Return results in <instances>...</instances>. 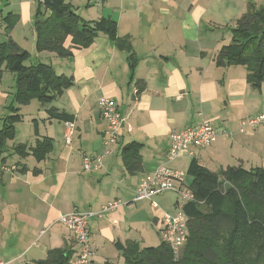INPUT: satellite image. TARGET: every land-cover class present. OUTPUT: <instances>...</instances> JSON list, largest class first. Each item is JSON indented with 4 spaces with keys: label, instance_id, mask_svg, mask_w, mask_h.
<instances>
[{
    "label": "crops",
    "instance_id": "1",
    "mask_svg": "<svg viewBox=\"0 0 264 264\" xmlns=\"http://www.w3.org/2000/svg\"><path fill=\"white\" fill-rule=\"evenodd\" d=\"M39 3L16 0L15 11L3 9L1 16L8 11L15 15L19 29L32 26ZM64 3L84 23L114 22L117 39L100 32L86 48L72 49V57L58 59L55 53L35 50V31L33 43L25 49L20 36L2 33V25L0 40L10 38L27 51L31 64L53 67L52 61H58L55 73L72 78V85L49 106L31 98L26 105L32 107L36 101L39 106L28 113L29 130H22L21 117L13 136L0 140V262L5 264H35L53 249L69 252L70 260L78 245L58 219L74 211H98L114 200L128 204L88 220L97 264H108L111 247L122 258L116 244L133 241L142 248L159 243L160 219L176 212V197L162 193L150 201L132 200L145 177L160 166L182 172L183 185H190L191 178L188 185L185 175L193 157L182 154L167 159L174 131L202 122L216 129V142L196 150L194 156L212 172L229 165L264 169V123L252 133L238 130L241 121L264 114V83L256 87L244 66L219 60L220 50L231 42L236 21L249 7L263 6L264 0ZM49 16L51 12L43 9L42 19ZM64 46L70 48L69 37ZM5 78L13 81L14 76L1 67L0 103L7 115V107L17 103L15 81L10 91ZM101 98L110 99L124 119L119 141L109 147V154H105ZM52 107L74 125L70 144L65 142V122L50 118ZM133 142L141 168L131 173L122 160V147ZM83 156H102V167L83 171Z\"/></svg>",
    "mask_w": 264,
    "mask_h": 264
},
{
    "label": "trees",
    "instance_id": "2",
    "mask_svg": "<svg viewBox=\"0 0 264 264\" xmlns=\"http://www.w3.org/2000/svg\"><path fill=\"white\" fill-rule=\"evenodd\" d=\"M65 0H40L35 13V50L52 52L60 58L72 57V49L89 46L98 33H105L115 41L116 25L109 20L84 23L65 5ZM51 16L42 19L43 9ZM3 34L15 22L8 12L1 16ZM70 38L71 46H64ZM224 64H239L248 72V79L260 87L264 83V5L249 7L232 28L231 42L219 53ZM14 76L15 101L7 107L2 118L0 140L13 136L14 125L21 121L19 108L31 98L41 106H49L56 96L72 85V78L55 73L49 64L30 63V54L10 38L0 40V68ZM51 119L71 121L53 107L48 110ZM1 144V143H0ZM1 146V145H0ZM137 143L122 147V160L133 173L141 168ZM186 174L193 201L183 206L188 218V236L177 255L159 242L156 247H140L130 241L116 244L125 264H264V169H246L229 165L212 172L192 159ZM230 205V208L227 206ZM67 251L53 249L46 258L35 264H69Z\"/></svg>",
    "mask_w": 264,
    "mask_h": 264
},
{
    "label": "built area",
    "instance_id": "3",
    "mask_svg": "<svg viewBox=\"0 0 264 264\" xmlns=\"http://www.w3.org/2000/svg\"><path fill=\"white\" fill-rule=\"evenodd\" d=\"M1 31L2 23L0 17V36ZM99 108L101 118L106 125L103 132L104 145L106 146L105 154H109V147L119 141L124 119L113 102L108 98H101L99 100ZM263 123L264 114L241 121L238 130L240 133H252L258 125ZM65 128V142L66 144H70L74 125L71 121H67L65 122ZM218 135L219 133L216 129L208 122H202L183 131H174L170 135V148L167 153V159L173 160L182 154H187L189 157L194 158L196 150L213 145ZM102 159V156L95 158L83 156V171L90 172L92 169H100L102 167ZM2 169L5 170V168ZM183 179L184 174L182 172L160 166L145 177L132 200V202L141 200L150 201L154 196L162 193L175 194L177 210L174 214H164L161 217L160 229L158 231L160 241L166 244L174 255H177L184 247L188 236V218L183 212V206L193 201V196L188 186L183 185ZM175 182H179L181 186L177 187ZM127 204L120 200H114L101 206L98 211H74L58 219V223L69 230L78 245V252L69 260V264H97L93 260L94 248L87 230L88 220L93 217L100 218L104 214ZM152 205L156 207L154 202H152ZM0 264L5 263L0 262Z\"/></svg>",
    "mask_w": 264,
    "mask_h": 264
},
{
    "label": "rangeland",
    "instance_id": "4",
    "mask_svg": "<svg viewBox=\"0 0 264 264\" xmlns=\"http://www.w3.org/2000/svg\"><path fill=\"white\" fill-rule=\"evenodd\" d=\"M15 3H16V0H0V11H2L3 9H5V11L6 10H8V11L14 10L15 11ZM8 11L5 12V14H7ZM33 26L34 25H32V26H29V25H26V26L22 25L21 26L20 25V29H19L17 24H14L11 27V29H10V33L12 31V34L15 37L20 36L19 39H21L22 45L24 47H26L25 49H29L30 45L33 43V31H35L33 29ZM35 38H36V36H35ZM56 58L59 59L60 57H56ZM52 65H53V67L55 69L57 66L60 65V63L58 61H54L53 60L52 61ZM13 82H14V79L12 81L11 78H5V80H4L5 88L6 89H10V91H12L13 90ZM10 100H11V98L9 99V101ZM31 104H33L32 107H31V105L30 106L29 105H23V106L20 107V110H21L20 114L24 118L22 123H21V125H20V126H22V130H27L29 128V126H30V123H29L30 118H29V114L28 113H31L32 111H34L35 106H39L36 101L32 102ZM6 112H7V110L4 109V107L0 103V119L3 117L2 115H5ZM25 133H26V131L24 132V134ZM25 139H28V137H26ZM185 179L187 181L186 184H188V182L190 181V178H189V176L187 174L185 175ZM168 194H170L169 196L171 197V199L176 197V196H174L175 194L174 195L171 194V193H168ZM227 206L230 208V205H227ZM158 245H159L158 242H154V245L149 246V247H156ZM107 256L108 257L106 259L108 260V264H125L124 260L120 257V255L112 247L110 249V254H108ZM99 264H107V263L102 261Z\"/></svg>",
    "mask_w": 264,
    "mask_h": 264
}]
</instances>
